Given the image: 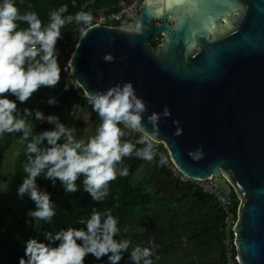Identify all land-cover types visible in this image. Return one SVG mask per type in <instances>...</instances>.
<instances>
[{
  "label": "water",
  "instance_id": "95a60500",
  "mask_svg": "<svg viewBox=\"0 0 264 264\" xmlns=\"http://www.w3.org/2000/svg\"><path fill=\"white\" fill-rule=\"evenodd\" d=\"M71 65L86 96L130 82L148 115L170 110L157 143L188 178L229 180L240 264H264V0H145L135 23L89 28Z\"/></svg>",
  "mask_w": 264,
  "mask_h": 264
},
{
  "label": "clouds",
  "instance_id": "9594fccd",
  "mask_svg": "<svg viewBox=\"0 0 264 264\" xmlns=\"http://www.w3.org/2000/svg\"><path fill=\"white\" fill-rule=\"evenodd\" d=\"M67 12L68 6L60 5L49 13L45 25L36 12L21 13L17 0H0V139L6 133L19 134V140L25 146L24 178L17 195L20 199L27 196L34 202L35 209L27 212V222L34 226L40 222L50 224L56 215V203L51 193L39 186L38 178L50 180L52 187L59 181L68 194L81 190L76 181L82 177V191L89 194L92 201L102 203L109 195L110 182L118 176L129 175V168L123 162L125 157L154 161L159 120L170 116L167 107L162 113L148 115L145 102L130 82L88 94L87 103L98 115L100 123L95 134L86 140L77 139L75 128L67 127L59 115H45L39 109L18 107V104L27 103L42 87L54 89L61 81L57 49L58 41L63 38L61 29L75 22L82 26L79 31L83 34L93 24L90 11L81 10L65 16ZM20 23L27 27L20 28ZM104 59L110 62L113 57L108 54ZM64 91H68L67 84ZM47 103L59 105L55 96ZM30 119L46 121L53 127L34 132ZM131 133H137V139L122 142V138ZM158 163L161 166L166 163L163 154ZM78 223L83 227L45 231L43 240H26L19 264H85L89 255L104 264H120L131 241L117 239L119 220L111 210L93 208L88 218L82 217ZM149 245L133 247L128 256L130 264H154L152 257L156 245L154 241ZM105 256L107 261L102 259Z\"/></svg>",
  "mask_w": 264,
  "mask_h": 264
},
{
  "label": "trees",
  "instance_id": "16d2710c",
  "mask_svg": "<svg viewBox=\"0 0 264 264\" xmlns=\"http://www.w3.org/2000/svg\"><path fill=\"white\" fill-rule=\"evenodd\" d=\"M121 0H24L20 3L17 0V7L21 13L26 11H34L38 14L43 24L48 23V15L51 11L55 10L62 4L68 6L67 15H75L77 12L90 11L95 15L99 11H112ZM20 28H26L27 25L20 23ZM79 25L75 22L61 29L63 38L58 41L61 48H67L70 41L78 29ZM150 47L156 50L159 45L164 44V39L153 38L149 41ZM68 86V91H64L65 86ZM55 96L59 101V105L50 106L47 100ZM15 99V97H11ZM75 105V109L73 106ZM21 109H39L41 111H52L56 114H69L74 115L79 109L83 110L89 115V120L93 127H97L100 123L98 115L91 109L87 103V97L82 89L77 91L74 84L68 79L61 69V81L53 88L42 87L33 97L25 104H18ZM33 126L34 132L43 131L53 127L45 122H38L29 120ZM19 134H7L3 143L2 151L0 153V165L6 159L8 152L11 150L15 136ZM138 137L137 133H131L129 136L122 138L129 142H134ZM25 147V146H24ZM24 147L14 164V172L20 182L23 181V164L26 162L24 154ZM139 147V146H138ZM165 153L168 157L169 152L163 144L157 143V156L154 159L155 168L162 170L172 181V184L190 193L196 201L206 208V220L202 227L191 238L196 241L200 247L208 248L214 244L223 245L226 230L224 226V218L219 205L209 195L204 194L202 191L195 188L192 184H180L173 180L170 173L159 165L158 161L160 154ZM124 165L129 168V175L127 177H117L116 180L110 182L109 195L102 203H96L91 200L89 194L82 191V177L76 181L77 185L81 188L76 193L66 194L63 188L57 181L56 187H52L50 180H45L42 177L38 178L37 183L42 189H46L51 193L53 201L56 203V215L53 217L52 223L46 224L40 222L34 226L28 223L27 212L35 209V204L27 196L24 198V203L19 207L11 205L4 206V200L0 196V264H19V259L24 255V243L30 238L43 240L42 235L45 231L56 232L68 227H80L83 225L78 223L80 218H88L93 208L98 210H111L113 216L118 218L120 235L125 233V229H129L134 225L138 217L151 212L169 213L172 204L164 199H159L149 192L144 186H137L134 183L135 176L140 170L145 161L135 157H125ZM230 199L235 202L236 208H240V199L238 198L235 190L233 189L230 194ZM117 237V238H118ZM58 243V242H57ZM132 243H130L131 247ZM124 253L123 262L129 264L128 254ZM85 264H97L96 259L89 255L86 257ZM225 264L224 253L222 250V262Z\"/></svg>",
  "mask_w": 264,
  "mask_h": 264
},
{
  "label": "crops",
  "instance_id": "0c3cea01",
  "mask_svg": "<svg viewBox=\"0 0 264 264\" xmlns=\"http://www.w3.org/2000/svg\"><path fill=\"white\" fill-rule=\"evenodd\" d=\"M153 167V174L159 179L156 190L159 197H156L170 202L172 208L169 213L151 212L155 213L157 219H154L155 216L149 219L144 217L146 214L141 215L133 225L135 229L129 228L119 238L130 239V252L137 244L150 246L149 242L154 241L159 245V264H206V260L209 264H221L220 244L204 248L191 239L206 220V208L190 193L175 187L162 170L155 168V162ZM197 250L198 255L194 256Z\"/></svg>",
  "mask_w": 264,
  "mask_h": 264
},
{
  "label": "built area",
  "instance_id": "2783aa9c",
  "mask_svg": "<svg viewBox=\"0 0 264 264\" xmlns=\"http://www.w3.org/2000/svg\"><path fill=\"white\" fill-rule=\"evenodd\" d=\"M144 2L145 0H121L114 10L99 11L95 15H93V24L89 26L88 29L93 26L120 28L130 23H135L140 17ZM68 25L69 24H67L66 26ZM81 27L82 26L79 25L67 48H61L57 44V49L60 53L58 62L64 74L68 76V79L74 84L77 91H79L81 87L72 77L71 64L76 47L84 34L79 31ZM161 154L166 157V163L163 165V167L170 173L173 180L177 181L180 184H192L195 188L202 191L204 194L212 197L219 205L224 218V226L227 235L222 245L225 264H240L236 245V229L240 220V208H236L235 202H233L229 196L221 191V185L217 179L219 175H214L207 180H192L185 176L179 170V168L171 160L170 156L167 157L165 153L162 152Z\"/></svg>",
  "mask_w": 264,
  "mask_h": 264
},
{
  "label": "rangeland",
  "instance_id": "374dc122",
  "mask_svg": "<svg viewBox=\"0 0 264 264\" xmlns=\"http://www.w3.org/2000/svg\"><path fill=\"white\" fill-rule=\"evenodd\" d=\"M44 113L45 115H48V114L59 115L61 121L67 127L75 128L76 130L75 135L77 139L83 138L86 140L89 135L95 134L96 128L93 127V125H91L90 120H89V115L81 109H79L74 115H69V114L61 115V114L53 113L52 111H47V112L44 111ZM85 117L87 118L86 120H85ZM86 128L88 129V131H85ZM6 137H7V133L4 135L2 139H0V153L2 151L3 143ZM23 147H24V144L20 142L18 135H16L11 150L8 152L6 159L0 165V196L2 200H4L5 202L4 206L11 205L13 207H19L22 205V203H24L25 197L23 199H20L17 195V189L20 186V182L14 172V164L18 156L20 155ZM153 163L154 161L152 162L145 161V163L142 165L140 170L137 172L135 179H134V183L137 186H144L149 192L159 197V195L156 194L157 186L159 185V179H157L155 174H153V168H154ZM217 179L221 185V191L225 193L227 196H230L233 190V187L231 186L230 182L223 175H219ZM153 216H155V213H149V214L144 215V217H147L149 219L153 218ZM154 219H157V216H155ZM130 228L132 229L134 228V226ZM119 239H124V237H121ZM134 245H136V243ZM155 245L156 247H155L154 255L152 258H153L154 264H159V245L156 243ZM196 255H198V250L194 252V256ZM102 259L104 261H107V256L103 257ZM205 260L206 259H204L203 261ZM96 263L104 264V262L97 261V260H96ZM120 264H125V263L123 262V260H121ZM206 264H209L207 260H206Z\"/></svg>",
  "mask_w": 264,
  "mask_h": 264
},
{
  "label": "flooded vegetation",
  "instance_id": "af4514ba",
  "mask_svg": "<svg viewBox=\"0 0 264 264\" xmlns=\"http://www.w3.org/2000/svg\"><path fill=\"white\" fill-rule=\"evenodd\" d=\"M226 22L225 21H223V24H225Z\"/></svg>",
  "mask_w": 264,
  "mask_h": 264
}]
</instances>
